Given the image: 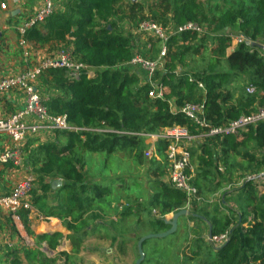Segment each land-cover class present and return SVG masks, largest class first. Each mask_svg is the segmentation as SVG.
<instances>
[{
    "label": "trees",
    "instance_id": "trees-1",
    "mask_svg": "<svg viewBox=\"0 0 264 264\" xmlns=\"http://www.w3.org/2000/svg\"><path fill=\"white\" fill-rule=\"evenodd\" d=\"M159 1L161 3L148 6L149 12L145 13L144 0L136 2L128 0V8L124 7V0H67L66 10H56L44 23L29 28L25 34L27 40L40 44L66 43L67 48L71 49L79 61L97 70L92 77L84 73L78 79H70L62 68L48 69L39 76L37 85L49 111L53 114H65L68 121L80 129L57 130L52 140L39 145L36 151H39L42 164L37 171L52 179L60 178L63 184L56 189L57 206L47 205L46 194L37 197L33 194V204L43 215L59 217L67 229L75 231V235L89 225H86L83 219L88 208L98 203L103 214L112 206L109 200L112 194L110 184L98 181L94 177L88 179L85 177L83 170L85 156L81 150L108 155L132 147L137 149L135 157L143 160L142 149L146 147L144 139L116 131L156 132L162 127L175 124L189 125L192 121L186 115L172 109V99L178 107L187 101L205 100L206 116L214 124L236 119L251 112L256 103L257 94L250 95L247 92L246 97L233 101L234 90L231 89V85L244 75L250 78L258 90L264 92V44L260 43L261 39L264 40V0H229V6L213 18L204 14V6L200 0ZM127 16L137 24V27L138 23L145 19H153L160 24L171 21L175 26L187 21L199 20L200 23L209 21L215 23L212 29L217 34L209 31L210 24L206 33L201 36L197 32L184 31L170 37L165 72L158 71L156 75L158 83L164 87V98L153 99L149 96L151 89L149 84L139 85L140 76L137 73L120 67L131 60L135 53L132 33L120 26ZM227 29L234 34L243 33L253 41L252 44L244 42L237 46L236 53L246 49L254 50L252 53H245L244 62L238 57L233 61V57L227 56L232 41V37L223 32ZM69 37L73 40L69 41ZM207 39L217 42L213 50L215 55L205 61L202 67L196 66L176 74L177 62H183L186 54L190 56L201 53ZM156 41L157 44L160 43L159 40ZM199 82H202L205 88H201ZM260 100L264 103V94L260 96ZM191 124V130L197 133L195 126ZM62 138L65 142L61 144L59 141ZM33 141H36L35 137L28 139L25 155L26 148ZM251 144L261 149L262 158L257 164L264 167V121L238 135L206 137L202 144L191 148L192 163L196 165L191 182L199 188L204 199L206 194L200 179L211 183L215 171L224 179L225 173L218 171L217 161L223 156L227 164L230 160L228 154L231 152L233 157L250 156L248 160L255 161L254 154L241 150V147H249ZM166 147L167 141L161 139L159 141L161 159H149L153 163L154 174L158 177L168 173V162L164 152ZM219 147L223 153L221 156ZM106 169L103 165L101 174ZM230 170L228 167L227 171ZM108 175L106 173L102 176ZM155 181L157 186L148 199L146 209L151 211L152 208H159L161 217L152 218L151 223L155 232H162L170 228L165 215L183 209L186 205V194L174 187L171 182L161 178ZM51 184L45 183V180L42 182L45 193L52 189ZM239 188L253 196L254 193L258 195V186L253 180H248ZM36 191L34 188L32 192ZM226 198L227 196L222 201V211L216 208L212 212L207 210L208 204L201 207V203H194L199 207L196 206L191 220L207 223L213 234L229 233V240L219 247L213 246L210 241V246L203 245L201 243L203 237L198 234L194 240L195 244L208 249V252L196 264H264V193L259 196V202L254 206L253 213L251 212L253 221H249L248 218L249 208L253 204L251 198L247 201L246 207H243L242 213L233 212ZM226 209L232 212V216L225 212ZM198 210L200 212H197ZM29 212L22 209L19 214L26 230L32 234L28 222ZM130 212L131 209L127 207L121 214L127 216ZM246 222L247 227L244 226ZM177 232L169 237H174ZM196 232L195 228L193 235ZM187 235L188 233L184 234L185 238ZM62 236V233L54 232L40 234L37 237L39 242L47 241L50 248L55 249ZM169 237L146 240L144 242L146 256L141 264H159L165 255L162 249L160 251L157 249L151 254L147 252L146 245L149 240L160 243ZM194 254L197 255L199 252L195 250ZM186 261L191 262V258L186 257L183 264H186Z\"/></svg>",
    "mask_w": 264,
    "mask_h": 264
},
{
    "label": "rangeland",
    "instance_id": "rangeland-1",
    "mask_svg": "<svg viewBox=\"0 0 264 264\" xmlns=\"http://www.w3.org/2000/svg\"><path fill=\"white\" fill-rule=\"evenodd\" d=\"M144 1L145 13L149 12L150 5L154 6L161 3V1L159 0ZM200 1L204 6V14H207L209 18L217 17L223 10H225L229 6V0ZM127 2L128 0H124L123 2L124 7L126 8H128ZM125 19L126 20H123L122 25L120 24V26L122 28L124 27V29L126 27L131 29V31L128 32H131L134 37V54H139L146 59H156L159 55V52L161 51V43L157 44V38L153 34H150L149 36L141 32V30L138 29L137 24L133 23L128 18V16ZM140 23H138V26ZM197 23L204 27H209L208 25L211 24L209 27V31L215 35L216 32H214V30L212 29L215 26V23H210L209 21H203L200 23L199 20L197 21ZM160 25H162L164 28L168 27L170 30H172L175 26L171 21H168L166 24L163 23ZM223 32L225 33V31ZM260 43L264 44V40L261 39ZM179 44H183V42H179ZM216 45L217 42H214L212 39H207V42L202 48L201 53L190 56L186 54L185 60L183 62H177L175 73L179 74L181 72H186L189 69L195 68L196 66L202 67L205 64V61L215 55L213 53V50ZM237 46L238 43L234 42L233 40L230 42V46L228 47L227 56L233 57V61L238 57L242 62H244L246 59L245 53H252L254 51L253 49H249V51L246 49L242 52L239 51L236 53V51L238 50ZM64 47L67 48V45L57 48ZM75 59L77 58L75 57ZM166 62L167 59H165L164 64L161 66V69L159 70L160 72H165L164 68ZM120 67L125 70H131V73H136V71H139L138 67L134 68L132 67V65L129 66L127 62L121 64ZM96 71V69H93V73H96ZM142 72L143 71L140 70V73ZM246 76L247 75H244L240 79L238 78L231 85V89L234 90V102L238 101L241 97L247 96L246 85L251 80ZM142 84L143 83L140 78L139 85ZM262 94H264V92L259 90L256 97V103L253 105V110L257 109L260 106H264V103H262L260 100V96ZM171 102L174 103V99H172ZM191 123L189 125L187 124L190 129L192 128ZM49 140L50 139H38L31 142L29 144V147L26 148L24 167L25 164H30L31 170L27 173H33L34 176H36L35 189L37 190L38 187V190L34 193V195L36 196L40 193L39 189L42 186L41 184L44 180H46L47 177L44 176L41 172L37 171V168H39L42 164V159L40 157L39 151L36 150L39 148V145L42 142H46ZM59 142H61L62 144L65 142V140L62 138ZM146 148L147 144L146 147H143L142 149L144 156L143 160L137 159L135 157L137 149H133L132 147L120 149L108 155L99 152L81 150V153L85 156V165L83 167L85 177L87 179L90 177H94L98 181L110 184L112 188V194L110 195L109 200L112 202V208H114L115 215L117 217H121H119L117 221L113 220V222H111V220H108L109 218L104 219L107 215L104 217L100 213V205L96 203L91 208H88L86 213L84 214L83 219L86 221V225L89 224L88 226H86V230L84 232H81L80 235L73 234L74 231H72L71 234L66 232V239L61 240L58 247L55 250L50 251L49 255L51 257L56 256V259H65V264H136V261L139 258V251L137 252V243L138 240L142 237L141 233L155 232V229L153 228L154 226L151 223V219L155 217H161L159 208H152L151 211L146 209L148 199L151 196L154 187L157 186L155 180L157 178H161L165 181L168 180L167 174H164L162 177H158L154 174V167H152L153 163L144 155V150ZM241 150L244 152L248 151L251 154H254L256 160L249 161L248 159H250V156L249 158H243L242 156L238 155L237 157H233L232 152L228 155H230V160L233 157V161L231 160L230 162L229 160L227 164L223 159V156L219 158L217 161V164L219 166L218 171H222L223 173H225V178L223 179L222 176L217 171H215V177H211V183H207L205 179H200L203 190L206 194L205 199H203L202 196V201L200 203L202 204L201 207L205 206V204H208L207 210H211L212 212H214L216 208L219 211H222V201L224 197L227 196L226 199L228 200V204H230V206L232 204L234 206L235 204V207L231 210L235 213H242L243 207H246L247 201L249 200V198H251L253 204L249 208L250 213L248 218L249 221H253L254 218L252 213L254 210V206H256V204L259 202V196L264 193V185H260L257 183L258 195L254 193V196L253 194L251 195L248 192L241 191L239 187L243 186V184L249 180L248 178L250 176L261 173V171L264 170V167H259V165L257 164L262 158V151L260 148L254 147L252 144L249 147H241ZM218 151L219 156L223 155V153H221V147L218 148ZM198 154L200 153L198 152ZM228 155H225V157ZM103 165L106 166L107 169L106 171H102L101 174ZM220 166L222 168H220ZM195 167L196 165L194 166V170ZM228 167L231 168L230 171H227ZM106 173H108L109 175L103 177L102 175H105ZM3 183H5V178L4 182H0V184ZM212 192L214 193L212 194ZM230 198L234 200H231ZM196 206H198V204L192 205L190 211L188 210L189 214L185 216L187 225L184 230L177 229V235H175L174 237L168 236L169 238L165 240V242L161 241L160 243H155L152 240L148 241V246L151 254H153L157 249H159V251L160 249H162V253L165 254L164 258L160 259L159 264H183L186 257L191 258V262L186 261V264H196L201 260L202 257L207 254L208 249H203V247L197 246L194 240L197 239L198 234H200L203 237V241L201 243L203 245L209 244L208 237L211 227L207 223L191 220V215L195 213L194 211ZM127 207L131 209L130 214H128L127 216H122L121 211L125 210ZM183 209L188 208L186 206ZM197 212H200V210H198ZM225 212L232 216V212H229V210ZM173 213L174 212H171L165 215V218L171 219ZM98 217H104V220L101 221V223H98L96 222V219ZM39 219V217H35V220L38 221ZM247 225L248 223L246 222L244 226L247 227ZM89 226H91L92 228L87 229V227ZM195 228L197 232L195 233V235H193V230ZM95 229L99 234L94 233ZM87 230H89L88 233ZM185 233H188L187 238H185L184 236ZM96 235H99L98 239H94ZM30 238L31 241L34 240L33 237L30 236ZM63 241L64 244L62 245ZM154 244L158 245L156 246ZM211 244L215 246V244ZM131 245H134V248L130 247ZM67 246H69V248H72L69 255L67 251L62 252L63 248L66 250ZM175 246L179 247V249H177ZM164 248L169 249L165 250ZM195 250L199 252V254L195 255ZM55 262H57V260H55ZM60 264H63V262L61 261Z\"/></svg>",
    "mask_w": 264,
    "mask_h": 264
},
{
    "label": "built area",
    "instance_id": "built-area-1",
    "mask_svg": "<svg viewBox=\"0 0 264 264\" xmlns=\"http://www.w3.org/2000/svg\"><path fill=\"white\" fill-rule=\"evenodd\" d=\"M2 7L6 8V5L3 3ZM56 10V0H41L38 9L25 19L19 27L20 44L25 46L28 43L25 34L29 28L44 23ZM138 29L149 36L153 34L161 43V51L156 59H146L139 54H134L127 63L129 66L139 68L136 73L140 76L143 85L149 84L151 86L149 92L151 98H164V87L158 83L156 75L166 59L170 37L184 31L197 32L201 36L206 33L207 27L200 25L197 21H187L170 30L151 19L141 21ZM225 35L232 37V41L234 40L238 44L253 43L243 33L234 34L227 29ZM58 68L64 69L70 79H78L84 73H87L89 77L95 75L93 73L94 68L75 59L71 49L61 48L56 54L42 59L35 67L3 78L0 76V92L21 89L26 94L22 108L7 117H0V138L6 136L10 140L7 147L0 149V163L12 162L21 166L25 157V145L31 137H37L42 133H55L57 130L77 131L80 129L69 122L65 114L51 113L44 103V97L37 89L39 76L42 72ZM140 70L143 72L140 73ZM198 85L205 88L202 82H199ZM246 92L255 95L259 90L250 81L246 85ZM171 107L174 111L186 115L192 121L197 133L193 132L189 126L180 124L162 127L156 132H116L142 137L147 144L144 154L148 159L160 160L159 141L161 139L167 141V147L164 151L168 162L167 181L186 194L185 207L187 206V210L190 211L195 202L200 203L202 201L199 188L191 182L194 176L191 148L194 145L202 144L206 137H225L248 131L251 126H256L264 121V106L221 124H214L207 118L205 100L201 102L187 101L180 107L171 102ZM220 168L222 167L220 166ZM248 179L264 185V170ZM35 184L36 177L30 173L17 182L9 192L0 193V209H5L18 220H21L20 210L34 211L32 191ZM208 239L216 247H219L229 240V233L212 234Z\"/></svg>",
    "mask_w": 264,
    "mask_h": 264
},
{
    "label": "crops",
    "instance_id": "crops-1",
    "mask_svg": "<svg viewBox=\"0 0 264 264\" xmlns=\"http://www.w3.org/2000/svg\"><path fill=\"white\" fill-rule=\"evenodd\" d=\"M66 1L67 0H56L57 11L66 10ZM3 3L6 5V8L2 7ZM40 4L41 0H0V76L2 78L35 67L42 59L48 57L49 55L56 54L61 49L57 47L65 46L66 43L62 42H49L40 44L29 40L25 46L20 44L21 36L19 33V27L22 25L25 19H27L38 9ZM126 28L125 29L127 32L131 31V29L128 27ZM68 40H73V38L69 37ZM70 46V48H72V45ZM25 100L26 94L21 89L0 92V117H7L9 114L22 108L24 106ZM54 135L55 133H42L35 138L36 140H52ZM9 144L10 140L8 137L4 136L0 138V149H4ZM24 163L25 162H23L21 166H17L12 162L0 163V182H4L5 178V183L0 184L1 193L9 192L17 182L21 181L28 174L27 172L31 170V165L25 164L24 167ZM56 180H60L62 183L57 186H53ZM49 182L52 183V189L45 193L41 186L39 189L40 193L38 195L46 194L47 205L53 207L57 206L58 204V193L56 189L63 184V181L60 178L52 179L50 177H46L45 183ZM34 188H36V184ZM33 194L34 193L32 192V197ZM228 205L230 209L235 207V204L234 206L233 204L231 206L230 204ZM112 206L111 209L108 208L106 211H104V217L106 215L107 216L105 218L98 217L96 222L101 223V221L107 218H109L108 220H111V222H113V220L117 221L121 216L117 217L115 215ZM100 213L102 214L101 211ZM35 217H39L40 219L37 221L35 220ZM185 219V217L179 218L178 229L184 230L186 228L187 224ZM28 222L33 235L28 233L22 220L15 219L5 209H0V264H60L61 261L63 264H65V259H56V256L51 257L49 253L58 247L61 240L66 239V232L71 234L72 230L67 229L59 217L48 215L45 216L39 211L37 207H35L34 211L29 212ZM88 228L91 229L92 227L89 226L87 229ZM85 230L86 227L81 229L78 235H80V233L84 232ZM54 232H60L63 235L55 249L50 248L47 241H38L37 236L40 234ZM88 232L89 230H87V233ZM94 233L99 234L97 233L96 229ZM148 233L150 232H143L141 234L143 236ZM73 234H75V231ZM30 236L33 237L34 240L31 241ZM98 238L99 235L94 237V239ZM63 244L64 241L62 245ZM130 247L134 248V245H131ZM71 249L72 248L67 246L66 250L63 248L62 252L67 251L69 255L71 253ZM146 250L147 252H150L148 244L146 245ZM55 260H57V262H55Z\"/></svg>",
    "mask_w": 264,
    "mask_h": 264
},
{
    "label": "water",
    "instance_id": "water-1",
    "mask_svg": "<svg viewBox=\"0 0 264 264\" xmlns=\"http://www.w3.org/2000/svg\"><path fill=\"white\" fill-rule=\"evenodd\" d=\"M132 1L136 2L137 0H132ZM61 183L62 182L60 180H56L53 186H57ZM188 214H189V211L187 209H181L177 212H174L172 214L171 219H166L167 223L170 225V228L168 230H165L162 232H151V233L143 235L138 241L139 258L137 259L136 264H141L142 261L145 259L146 253L144 250V242L146 240L151 239V238H164V237H168L171 234L175 233L178 229L179 218L184 215H188ZM212 234L213 233L210 228L209 237H211Z\"/></svg>",
    "mask_w": 264,
    "mask_h": 264
}]
</instances>
